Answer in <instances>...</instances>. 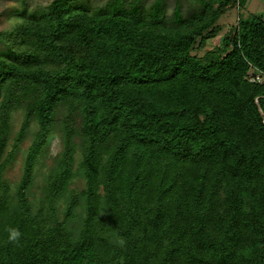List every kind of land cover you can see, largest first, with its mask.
Instances as JSON below:
<instances>
[{"label":"trees","instance_id":"1","mask_svg":"<svg viewBox=\"0 0 264 264\" xmlns=\"http://www.w3.org/2000/svg\"><path fill=\"white\" fill-rule=\"evenodd\" d=\"M15 1L0 30V264H264V0L209 48L251 0Z\"/></svg>","mask_w":264,"mask_h":264},{"label":"rangeland","instance_id":"2","mask_svg":"<svg viewBox=\"0 0 264 264\" xmlns=\"http://www.w3.org/2000/svg\"><path fill=\"white\" fill-rule=\"evenodd\" d=\"M35 1H37L38 3H45L48 0H35ZM15 4H16L15 0H0V30L11 27L18 20L17 16L9 15L8 13H6V10L8 8H11ZM261 8H262L261 1L251 0L246 5L245 8L240 7V8L232 9L223 16H221L218 20V23L222 25V30L217 35L216 38L209 41V44H207V48L215 44H218V42L225 36V33L228 30V28L237 21L238 12H242L244 16H247L252 11ZM202 51L203 50H201L200 53H202ZM20 121H21V114L15 113L12 121L13 134L18 130ZM32 137H33L32 132H30L28 136L20 143L19 149L14 156V160L5 171V176L9 180L12 186H14L20 178L22 172L23 158L29 144L31 143ZM10 141H12V139ZM48 147H49V153L48 156L44 159L45 166L43 167L40 173H37L36 176L34 193H39V185L42 184L43 177L46 174V172H48V168L54 165L56 154L61 149V142L58 133H55L52 136H50ZM7 149H9V146L7 147ZM82 185H83V180L81 178L77 179L76 186L81 187Z\"/></svg>","mask_w":264,"mask_h":264},{"label":"clouds","instance_id":"3","mask_svg":"<svg viewBox=\"0 0 264 264\" xmlns=\"http://www.w3.org/2000/svg\"><path fill=\"white\" fill-rule=\"evenodd\" d=\"M9 236H8V240L9 242H12L14 244H18L21 238V232L18 229H9ZM118 242L123 245L125 243V241L123 240V238H119Z\"/></svg>","mask_w":264,"mask_h":264},{"label":"built area","instance_id":"4","mask_svg":"<svg viewBox=\"0 0 264 264\" xmlns=\"http://www.w3.org/2000/svg\"><path fill=\"white\" fill-rule=\"evenodd\" d=\"M260 77H261L260 75L256 74V75L252 76L251 80H254V79L260 80ZM256 102H257V100H256ZM262 122H264V117L262 118Z\"/></svg>","mask_w":264,"mask_h":264}]
</instances>
